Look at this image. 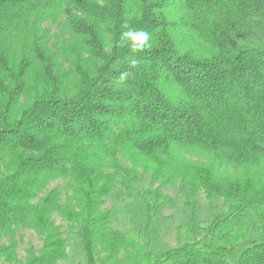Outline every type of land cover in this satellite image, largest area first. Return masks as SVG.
Listing matches in <instances>:
<instances>
[{
	"label": "trees",
	"instance_id": "1",
	"mask_svg": "<svg viewBox=\"0 0 264 264\" xmlns=\"http://www.w3.org/2000/svg\"><path fill=\"white\" fill-rule=\"evenodd\" d=\"M125 24L153 47L121 85ZM145 175L223 210L155 256L160 189L137 235L103 209ZM55 216L86 264H264V0H0V263L68 261ZM21 227L40 240L23 260Z\"/></svg>",
	"mask_w": 264,
	"mask_h": 264
},
{
	"label": "rangeland",
	"instance_id": "2",
	"mask_svg": "<svg viewBox=\"0 0 264 264\" xmlns=\"http://www.w3.org/2000/svg\"><path fill=\"white\" fill-rule=\"evenodd\" d=\"M45 27L56 32V26L45 24ZM60 187L65 191L63 182H54L49 189ZM160 189L161 195L169 203L154 209L155 219L150 226L151 251L155 256H160L170 249L178 246L176 237L177 228L189 222L192 218L203 227L208 226L213 215L219 214L223 210L222 202L208 203L205 196L200 193L196 198V210L194 213L184 207V197L180 194L178 182L169 187H160L159 182H153L150 175L142 176L140 181L132 185L131 195L114 193L111 198L105 201L103 209L112 213L110 228L113 231L130 233L137 235L146 223V207L143 202L149 193ZM54 223L59 226L64 238L67 239L68 261H61L58 264H86L85 254L81 250V242L78 235L70 236L67 225L57 216L53 218ZM16 240L18 243L17 254L20 260L25 258V251L30 248L38 249L40 240L36 234L27 228L21 227L17 230ZM246 247V243H240L241 250ZM1 264V263H0Z\"/></svg>",
	"mask_w": 264,
	"mask_h": 264
},
{
	"label": "clouds",
	"instance_id": "3",
	"mask_svg": "<svg viewBox=\"0 0 264 264\" xmlns=\"http://www.w3.org/2000/svg\"><path fill=\"white\" fill-rule=\"evenodd\" d=\"M127 29L120 34V46H127L133 54L128 59V69L121 71L120 75L116 78L118 84L124 85L129 78L134 74V70L138 69L142 61L135 55L143 53L152 49V36L150 33L142 29H132L127 24L122 26Z\"/></svg>",
	"mask_w": 264,
	"mask_h": 264
}]
</instances>
